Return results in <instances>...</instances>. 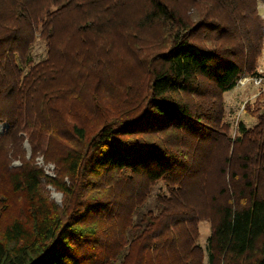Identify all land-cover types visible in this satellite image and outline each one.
<instances>
[{"label":"trees","instance_id":"1","mask_svg":"<svg viewBox=\"0 0 264 264\" xmlns=\"http://www.w3.org/2000/svg\"><path fill=\"white\" fill-rule=\"evenodd\" d=\"M263 48L258 0H0V264H264Z\"/></svg>","mask_w":264,"mask_h":264},{"label":"rangeland","instance_id":"2","mask_svg":"<svg viewBox=\"0 0 264 264\" xmlns=\"http://www.w3.org/2000/svg\"><path fill=\"white\" fill-rule=\"evenodd\" d=\"M258 9L260 14L264 17V0H258ZM48 47L46 41L40 37L39 32L36 33L35 40L31 44L29 53L32 63H37L47 57ZM29 59V58H28ZM25 69H27L25 67ZM258 71L260 75L264 76V48L263 54L259 59ZM264 93V82L261 85H256L252 80H249L244 86L235 87L234 89L225 92L224 96V120L228 121L232 125V134L236 132V125L238 121H243L246 126H253L257 119L251 116L245 109L246 103L254 102L256 96L260 93ZM8 121H0V137L4 136L9 130ZM22 147L25 149L27 158L32 155V147L27 136L23 140ZM36 164L43 169L44 173L48 176L55 177L57 172V166L52 160H47L43 153H40L35 158ZM21 160L16 158L12 161L11 166H19ZM46 189L49 192L50 197L57 203L62 204L63 193L53 187L51 184H46ZM165 185L163 182H158L153 188L149 202L153 201L156 194L160 191H165ZM199 238L198 242L204 249L207 248L208 239L211 233V223L209 220H201L198 225ZM208 254H205V261L207 263Z\"/></svg>","mask_w":264,"mask_h":264},{"label":"built area","instance_id":"3","mask_svg":"<svg viewBox=\"0 0 264 264\" xmlns=\"http://www.w3.org/2000/svg\"><path fill=\"white\" fill-rule=\"evenodd\" d=\"M249 80H252L256 85H261L264 82V76L256 75L253 77H249L248 75H244L241 77L237 83V87L244 86Z\"/></svg>","mask_w":264,"mask_h":264}]
</instances>
